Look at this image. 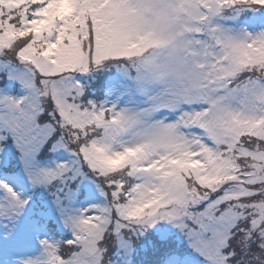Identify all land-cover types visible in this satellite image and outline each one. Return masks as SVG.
I'll return each instance as SVG.
<instances>
[{"label": "snow or ice", "instance_id": "1", "mask_svg": "<svg viewBox=\"0 0 264 264\" xmlns=\"http://www.w3.org/2000/svg\"><path fill=\"white\" fill-rule=\"evenodd\" d=\"M0 264H264V0H0Z\"/></svg>", "mask_w": 264, "mask_h": 264}]
</instances>
